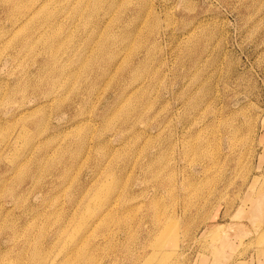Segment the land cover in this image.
Listing matches in <instances>:
<instances>
[{
    "label": "rangeland",
    "instance_id": "obj_1",
    "mask_svg": "<svg viewBox=\"0 0 264 264\" xmlns=\"http://www.w3.org/2000/svg\"><path fill=\"white\" fill-rule=\"evenodd\" d=\"M0 264H264V0H0Z\"/></svg>",
    "mask_w": 264,
    "mask_h": 264
},
{
    "label": "bare ground",
    "instance_id": "obj_2",
    "mask_svg": "<svg viewBox=\"0 0 264 264\" xmlns=\"http://www.w3.org/2000/svg\"><path fill=\"white\" fill-rule=\"evenodd\" d=\"M258 209H259V207H258Z\"/></svg>",
    "mask_w": 264,
    "mask_h": 264
}]
</instances>
